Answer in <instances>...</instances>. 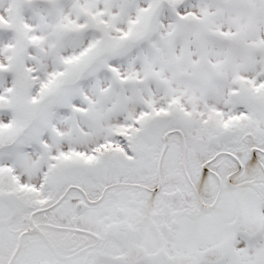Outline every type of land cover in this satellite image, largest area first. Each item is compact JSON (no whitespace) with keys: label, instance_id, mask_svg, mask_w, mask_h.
Here are the masks:
<instances>
[{"label":"snow or ice","instance_id":"6c2138e0","mask_svg":"<svg viewBox=\"0 0 264 264\" xmlns=\"http://www.w3.org/2000/svg\"><path fill=\"white\" fill-rule=\"evenodd\" d=\"M0 264H264V0H0Z\"/></svg>","mask_w":264,"mask_h":264}]
</instances>
